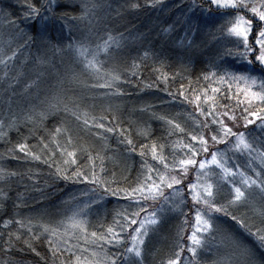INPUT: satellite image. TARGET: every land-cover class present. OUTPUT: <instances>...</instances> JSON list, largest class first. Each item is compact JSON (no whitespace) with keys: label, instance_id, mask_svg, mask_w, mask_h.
<instances>
[{"label":"trees","instance_id":"trees-1","mask_svg":"<svg viewBox=\"0 0 264 264\" xmlns=\"http://www.w3.org/2000/svg\"><path fill=\"white\" fill-rule=\"evenodd\" d=\"M88 1L0 0V25L14 28L3 38L10 43L0 61V264H109L110 259L125 264L117 258L125 254V243H109L108 229L129 240V222L139 211L136 204L145 199L128 193L143 187L148 195L154 183L167 189L160 183L166 172L160 162H170L172 155L175 166L183 145L199 151L191 137L212 134L204 127L220 126L221 110L238 116L245 108L260 113L264 107L256 100L249 104L251 96L245 91H261L264 68L246 65L253 53L242 55L240 39L228 36V22L214 27L224 14L205 9L207 0H125L116 11L119 19L111 18L106 25L111 36L101 41L108 42L107 51L119 44L111 50L113 78L118 79L103 87L104 80L110 81L103 69L97 79L90 71L77 76L82 71L73 53L86 46L80 45L79 34L87 29L82 18ZM255 1L264 11V0ZM30 5L39 9L38 16ZM232 11L258 17L249 6ZM164 28L171 32L165 34ZM42 70L48 74L43 82ZM241 75L258 78L255 84L233 79ZM56 85L63 109L26 107ZM109 91L126 103L104 107L100 102ZM91 117L98 131L85 123ZM217 140L223 141L219 136ZM92 194L101 196V202L91 201ZM214 204L223 214L216 215L215 230L194 263L244 264L233 244L240 239L251 248L248 264H264V247L252 234L264 229V202ZM89 205L97 213L88 227L87 235L98 236L89 237L91 244L70 226ZM163 209L156 225L162 233L153 245L144 246L146 264H165L186 248V205ZM101 236L106 239L98 243ZM161 238L167 241L159 245ZM155 245L161 247L156 256ZM92 246L106 252L108 263L90 257Z\"/></svg>","mask_w":264,"mask_h":264},{"label":"rangeland","instance_id":"rangeland-1","mask_svg":"<svg viewBox=\"0 0 264 264\" xmlns=\"http://www.w3.org/2000/svg\"><path fill=\"white\" fill-rule=\"evenodd\" d=\"M10 1V0H9ZM125 0H89L88 3H90V8L88 11H86L84 14V17L82 18L83 22L86 24V31H83L79 34V42L80 45L86 43V46L82 47L87 48L86 49V55H87V60L83 56L80 55V47L76 48L74 51V56L76 57L80 67V70L82 72H79V77L83 76L84 73L90 71L91 75L94 76L96 79L101 76V73L105 71L106 77H110V81L104 80L102 83L104 84H109L113 85L115 83V80L113 78V70L111 67V50L113 47L118 46V43H114V45H111V50L107 51L105 50V43L101 44V41L108 37L111 36V32H109L108 27L106 26L107 24H111V18L113 19H119V15H116V11L119 10V7L121 8L123 2ZM172 1V0H170ZM206 8L211 7L217 9V11H221V13L224 14L220 16V19L216 20V24L214 27L220 28L223 24L228 22L230 26L228 27V36L229 38H238L236 37L233 33L230 32V29L234 26L237 17L243 16L246 20H252V29L251 32L249 33L248 36V42L253 48H257L258 46L254 44V37L257 35L258 31L261 28H264V22H260L259 18L256 17V20L251 19L248 16H245L244 13L241 11L239 12H233L232 10L234 8H224V7H219L213 3L210 2V0H207ZM8 0H5V3H7ZM245 2L248 4L249 8L255 6L254 4L256 3L257 7L260 11H263L262 8H259L260 5L258 3L260 1H253V2H248V0H245ZM251 3V4H250ZM87 2L82 3L83 6H85ZM210 5V6H208ZM153 8V7H152ZM1 13H3L1 11ZM4 15L2 19H4ZM228 20V21H226ZM146 24H149L148 22ZM145 26V25H144ZM12 26L10 24H5L2 23L0 25V61H2V53L4 51L5 46H7L10 42V39H3L5 36L10 35L13 32ZM221 29V28H220ZM165 34H169L167 29L164 28ZM240 39V38H239ZM107 51V52H106ZM114 51V50H113ZM106 52V53H105ZM105 53V54H104ZM257 53L253 52V58L251 60H254V56ZM117 56V55H115ZM95 59L96 65L98 66V70L94 68H89L87 67V61H91ZM114 59V58H113ZM115 61V60H114ZM246 60V65L248 66H254L257 65V67L264 68V66H261L258 62L255 60L253 61L252 64H249ZM70 62V61H68ZM0 67H2V63H0ZM100 69H103V71H100ZM60 70H57L55 74H58ZM46 73H49L47 70ZM48 75V74H47ZM45 72L42 70L41 71V76L40 80L43 82L45 81L44 78L47 76ZM258 78V75L255 77V79ZM51 81V80H50ZM110 82V83H109ZM248 83V82H247ZM250 83V82H249ZM61 87L59 85H56L54 87H48L43 94V99L33 102V103H28L26 107L28 108H35L39 109L40 111L46 112V110H59L60 108H64L62 106V102L60 101L61 97L59 94L62 93ZM116 94L111 93L109 91L107 94L103 96V100H101L100 104H104L105 106L110 107L112 104L115 105H122L126 103V101L121 97L119 98L118 96H115ZM47 106V107H46ZM255 106H259L258 104ZM97 107V105H96ZM24 108V107H23ZM31 110L34 112V110ZM46 109V110H45ZM264 109V107L262 108ZM249 112H240L238 116L232 115L231 112H226L224 110H221L220 112H223L222 117L220 118V121L222 120L224 125L227 127L232 128L233 132L239 133L243 132L245 140L247 143L251 145L250 149L246 148H237V136H232V135H227L225 136L222 129H221V124L218 127H208L206 125L204 128L205 130H211L213 131L210 132L212 134H215L219 136V138L223 139L222 143L221 141H213L211 139L212 134L204 133L205 136L204 139L208 141V151L204 152L201 149L199 140L195 142V145L199 147V151L195 149L198 154L196 155L195 159L197 160V165L192 166L189 165L187 166L186 173L185 169L180 167L179 162L176 163L174 166L171 164L173 162L174 156L170 155L169 161L170 162H163L162 167L165 169V171L162 173V176L171 177L176 176L178 179H181L180 184H173L172 188H168L165 190H161V187H159L160 194H155V199H152L153 203L149 204L151 201L148 199H145L144 201L139 199L140 201L138 204H136L137 209L140 212V215L133 219H136L137 223L136 224H131L129 222V228H131L130 231H128V237L129 240L126 239L125 234H123V241L124 247H125V254L123 256H118V261L122 259L125 264H146L144 261L146 259V253L145 247L146 243L147 245H153V243L156 242V240L159 237V234L162 233V229L160 226H156L159 223L160 215L162 211L164 210L165 206L171 205L172 209H182L185 205L186 208L189 211L188 217H186V222L188 230V237L186 238V248L183 250L182 253L179 254L180 256V264H197L194 263L197 259H195L191 253L188 251V249L192 246V241L190 239L192 233L195 231L197 236L200 237L202 240V246L197 247V252L200 251L207 239V236L210 235L211 233L213 234L215 227L214 223L217 219L216 215L223 214L222 211H215L213 209H210L209 205H206L203 203V200H196L193 198L194 193H199L201 197L207 198L203 192V188L206 187L208 184H211L212 191H213V197L210 198V203H215V200L219 202L220 204H230L231 201L234 198L235 192L233 185L235 187L241 188L242 191H244L245 196L244 198L236 203L232 204H240L245 202V199L247 201L255 200L264 202V182H263V177H264V127H261V121L256 119V117L251 116L250 113L251 111L248 110ZM259 111V109H258ZM261 111V109H260ZM42 113V112H41ZM227 113V115H225ZM261 116H264V111L260 112ZM221 116V115H220ZM235 116L236 119L232 120L230 117ZM28 117V116H27ZM245 117L248 119H251L255 121L253 124H248L247 127H245ZM87 120V126L92 127L93 129H96L97 131L99 130V127H97V122L94 117L91 118H86ZM204 130V131H205ZM192 149V150H193ZM192 150H186V147L183 145L179 147L178 150V159L184 160L192 157ZM215 153L217 156L218 164L217 163H212V154ZM128 157V155L126 154ZM173 160V161H172ZM201 161H207L205 168L200 169L198 167L199 163ZM174 163V162H173ZM167 165V167H165ZM221 165L223 167H221ZM176 168L175 170H173ZM225 169H231L232 173H235V175L232 174H226ZM240 173H243V176L240 175ZM182 177V178H181ZM249 179V185L244 184V180ZM251 180H255V184H251ZM192 184H196V188L192 189L189 186ZM150 189V188H149ZM148 195L150 193L147 191ZM146 193V194H147ZM90 197L89 199H94L91 201L95 200H100L101 202V196L99 195H94ZM263 199V200H260ZM156 200H161L160 203H155L154 201ZM157 201V202H158ZM230 204V205H232ZM100 205H104L103 203ZM150 207V208H148ZM199 211L202 220H209L212 224V228L207 231V232H201L198 230V228L203 227V224L201 223L200 225H197L196 221V215L197 212ZM155 213V216H152L151 214ZM97 216L96 210L94 209L93 205H89V207L85 210V212H82L81 217L77 216L76 220L80 224H82L83 227H73L74 233L76 235L81 234V240L86 243L91 244V239L90 238H97L98 236H92V235H87L88 233V227L92 224L90 223L94 216ZM155 219L157 222L156 223H151V221ZM147 220L148 223L145 224V228L147 229V235L143 237L144 243L142 246H140V252L141 255L137 257L134 253H128L126 251L127 248L132 246V236L135 235L134 229L139 227L140 223L142 221ZM72 227V225H70ZM143 231V230H142ZM117 233V232H116ZM90 237V238H89ZM103 240H98V243H101ZM164 241H167L166 238H161V241L159 240V245L163 244ZM159 245H155L153 247V253L154 256L161 250V247ZM90 252V257H93L95 260L102 261L104 263H108L109 257L106 256V252L104 253L103 250H100L98 247L92 246L89 249ZM196 257V256H195ZM168 261L165 264H168ZM83 264H91V263H84ZM93 264V263H92ZM109 264H111V259L109 260Z\"/></svg>","mask_w":264,"mask_h":264},{"label":"snow or ice","instance_id":"snow-or-ice-1","mask_svg":"<svg viewBox=\"0 0 264 264\" xmlns=\"http://www.w3.org/2000/svg\"><path fill=\"white\" fill-rule=\"evenodd\" d=\"M210 2L219 6V7H224V8H234V9H238V10L241 8H248V4L245 2V0H210ZM29 7L31 8L33 15H35V16L39 15V9H37L31 5ZM250 11L255 16H258L260 22H264V11H260L255 6L251 7ZM251 29H252V20H246L243 16H239V17H237L234 26L230 29V32L233 33L236 37L240 38V43L244 46V52L242 53V55L245 58H247V56L249 54L255 52L257 54L254 56V60L256 62H258L261 66H264V28H261L258 31L257 35L254 37V44L258 46L257 48H253L248 42V36H249V33L251 32ZM109 39L111 40V37H109ZM107 45H108V42H105V50H107ZM80 55L83 56L85 58V60H87L86 49H84L82 46L80 47ZM247 62L249 64H252L253 60H248ZM86 66L89 68H94V69L98 70V66L96 65L95 59H93L91 61H87ZM114 79H118V77H114ZM221 79H223V78H221ZM233 79L244 80L245 82H250L251 84L256 83V79L254 77H250V76H246V75L233 76ZM102 86L107 87L109 85L105 84ZM260 87H261V91H259V92H253V91H251L250 88L245 90L246 93L251 96V99L248 101L249 104H251L253 100L259 101L260 103H264V81L261 82ZM213 91H215V89ZM196 99L199 100V97H197ZM208 99H212V98L208 97ZM214 106L215 105H213V107ZM244 111L247 112L248 109L245 108ZM261 111H264V109H261ZM208 115H211V113L209 112ZM225 115H227V113H225ZM250 115L254 116V117H256V119L260 120L261 121V127H264V116H261L260 113L257 111H252L250 113ZM230 118L232 120L236 119L235 116H232ZM245 120H246L245 127H247L248 124H253L255 122L251 119H248L247 117H245ZM85 123H87V121H85ZM219 123L221 124V129H222L225 136H227V135L237 136V144H236L237 148H241V147L246 148V149L251 148V145L249 143H247V141L245 140L243 132H239V133L233 132L232 128L224 125L222 120L219 121ZM99 126L103 127L102 124ZM175 127L179 128L180 126L175 125ZM59 131L60 130L57 129V132H59ZM109 131H112V129H109ZM181 131H183V129H181ZM191 138L193 141L199 140L202 151H204V152L208 151V147H207L208 141L206 139H204L203 136L197 137V136L193 135ZM69 139H71V137H69ZM211 139L213 141H216L217 136L215 134H213L211 136ZM221 142H223V141H221ZM129 143H131V141H129ZM19 147H20L21 151L25 150L24 145H20ZM188 147H191V146H188ZM197 154L198 153L195 151V149H193L191 158L179 161V165H180V167L185 169V173H186L187 166L197 165V160L195 159ZM68 155L74 156V153H69ZM211 162L217 163V164L219 163L215 153L212 154V161ZM206 163H207V161H201L199 163L198 167L200 169H203V168H205ZM165 167H167V165H165ZM221 167H223V166L221 165ZM225 173L235 175V173H232L231 169H225ZM77 175H81V174L77 173ZM240 175L243 176V173H240ZM85 179H87V177H85ZM160 183L164 184L168 188H172L173 184H180L181 180L178 179L176 176H171L170 178L165 177V176H160ZM255 183H256L255 180H251V184H255ZM244 184L249 185V179H245ZM189 187L192 189H195L196 184H192ZM212 187L213 186L211 184H208L206 187L203 188V192L207 198L201 197V195L199 193H194L193 198L196 200H203V203L206 205H209L210 209H213L217 212L223 211L224 209L217 207L216 204L210 203V198L213 197ZM233 188H234L235 195H234V198L231 201V203H236V202L241 201L244 198L245 193L239 187H235L233 185ZM144 191L145 190L143 187H137L135 189H132L131 193H128V195L134 196L136 193H140V195L144 199H148V198L155 199V194L162 195V193L160 192L159 186L156 185L155 183L152 185V187L150 189H148V192L150 193V195H144ZM117 194H118V191L112 192V195H117ZM141 211H143V209H141ZM134 215L138 217L139 212L134 213ZM151 215L155 216V213H152ZM232 219L236 220L237 218L235 216H233ZM196 221H197V225H200L201 223L203 224V227L198 228V230L201 232H207L212 228V224L209 220H206V219L202 220L199 211L197 212V215H196ZM130 222H131V224L137 223L136 219H131ZM156 222L157 221L155 219H153L151 221V223H153V224ZM146 223H148L147 220L142 221L140 223L139 227L134 229L135 235L132 236V241H133L132 246L126 249V251L128 253H134L137 257H139L141 255L140 246H142L144 243L143 237L147 235V229L145 228ZM239 223L241 225H243L244 221L240 220ZM72 227H83V226H82V224H80L79 222H77L73 219ZM53 232L55 234V230H53ZM108 232L111 233V238L108 239L109 243H112L113 241H115L116 243L122 242V238L119 237V234L116 233V231L113 228H109ZM252 234L255 235V238L258 241L259 245L261 247H264V229H257V231L255 233H252ZM92 235L96 236V233H92ZM100 239L103 240L106 238L104 236H101ZM190 239L192 241V246L188 249V251L191 253V255L193 257H195L196 253H197V247L202 246V240L200 239V237L197 236L195 231L192 233ZM233 244L237 248V250L239 251L240 255L244 257V264H248V260H249L250 254H251V248L247 244H245L243 242V240H240V239H234ZM180 251L183 252V248H181ZM111 264H116V261L112 260ZM168 264H180L179 254H177L175 259H170L168 261Z\"/></svg>","mask_w":264,"mask_h":264}]
</instances>
